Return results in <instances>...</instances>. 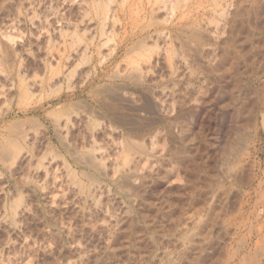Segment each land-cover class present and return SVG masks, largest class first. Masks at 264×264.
<instances>
[{"label": "rangeland", "instance_id": "obj_1", "mask_svg": "<svg viewBox=\"0 0 264 264\" xmlns=\"http://www.w3.org/2000/svg\"><path fill=\"white\" fill-rule=\"evenodd\" d=\"M0 264H264V0H0Z\"/></svg>", "mask_w": 264, "mask_h": 264}]
</instances>
